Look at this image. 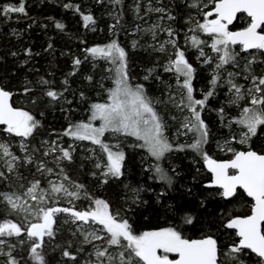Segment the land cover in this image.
Masks as SVG:
<instances>
[{"label": "snow or ice", "instance_id": "1", "mask_svg": "<svg viewBox=\"0 0 264 264\" xmlns=\"http://www.w3.org/2000/svg\"><path fill=\"white\" fill-rule=\"evenodd\" d=\"M26 3L0 4V16L31 19ZM95 4L113 21L111 35L91 46L81 39V54H67L70 71L57 77L32 65L19 91L0 78V264H51L57 249L59 264H264V71L256 70L264 68V0H132L131 30L124 0ZM62 7L98 30L91 10ZM122 32L135 37L131 51L148 56L142 78ZM44 51L55 52L51 40ZM8 54L20 68L40 55L31 47ZM56 110L67 124L45 137V115ZM128 138L146 153V186L125 182ZM83 142L91 184L70 174L84 169L75 155ZM213 142L226 158L210 154ZM179 153L192 154L193 167L176 163ZM113 186L116 200L100 191ZM241 199L249 211L230 210ZM154 208L162 225L149 219ZM63 225L72 239L61 243Z\"/></svg>", "mask_w": 264, "mask_h": 264}, {"label": "trees", "instance_id": "2", "mask_svg": "<svg viewBox=\"0 0 264 264\" xmlns=\"http://www.w3.org/2000/svg\"><path fill=\"white\" fill-rule=\"evenodd\" d=\"M16 0H0V4L4 3H15ZM65 2L80 3L82 8L91 10L93 14L97 17V31L93 32L85 29L82 25L83 22L77 14L72 11L65 10L62 7V4ZM182 3L183 0H180ZM132 0H124V5L126 8L125 12V26L131 30V26L134 23L132 13L127 11L131 6ZM26 7L29 13V18L20 16L19 18L13 14L10 20H4L0 16V57H3V61L0 62V78H3L5 83H9L14 89L19 91L20 81L23 80L25 76L29 79L33 78V74L29 72V68L32 65H35L36 68L40 69V74L46 72H51L55 70L57 77H61L63 73L71 70V59L68 53H75L77 55L81 54V49L84 47L80 43L81 39L88 41V46H91L95 43H104L107 42V38L111 35L108 31V25L113 21L107 15L106 9L100 5L95 4V0H27ZM48 18H55L63 22L66 25L64 32H60L55 29L51 20ZM33 20L36 21L33 23ZM32 23V28L29 29L28 25ZM42 24H47V29L42 28ZM17 30L20 34V38L17 39V36L13 35V30ZM135 37L126 35L125 33L120 34V41L122 45L129 48L130 60L135 62L137 65L135 71L139 78L143 76V70L148 67V56L139 48L135 51H131L130 44L131 40ZM51 40L54 44L55 52L52 55H49L44 49L47 47V43ZM25 47H31L33 52L40 53L39 56H36L35 59L31 62L30 65L20 68L18 67L17 62L12 58L8 53L10 51L22 50ZM61 53H65L62 55ZM194 61V58L191 57ZM90 70V68L88 69ZM257 72L264 71L263 68L257 67ZM15 73V76L12 74ZM207 76V72L203 74ZM77 85H73L76 87ZM198 87H203V80L200 81ZM222 98V97H221ZM14 100L17 98L14 97ZM17 103H20L21 106H27V101L23 96H20ZM207 119L210 123V126L213 128V133L217 136L221 135V130L219 125L216 122L215 112L207 113ZM81 113L76 114V118H80ZM45 131L43 135L48 136L50 132H62L63 128L67 124V120L64 119L63 114L58 110L46 113L44 118ZM53 138H55L53 136ZM110 139V138H109ZM184 138H182L183 140ZM67 140V138H65ZM128 146L125 147V151L129 154L132 159V162L128 165L130 175L126 183L131 184L132 186L145 185L147 180V174L141 172L139 165L141 162L142 156L146 158V153L144 150L139 148L131 147V144L136 143L132 138H128L125 142ZM67 146V143H65ZM210 154L218 156L219 158H226L223 153H220L215 148V143L210 144ZM76 164L77 166L83 162L84 169L81 171L78 167L71 169L70 174L74 178H79L80 180L91 184V178L87 176V171L90 167V163L87 160H84L83 157L87 155L86 152H82L80 147H77L76 150ZM181 159L177 160L176 163H182L186 167H193V157L190 153H179ZM136 165V167H133ZM194 167H200L199 164L194 165ZM207 173H204L205 179L207 178ZM148 183L155 184L153 181H147ZM182 183V182H181ZM146 186V185H145ZM179 187V185H178ZM100 191L106 196L110 197L113 200H116L119 195V189L115 186L112 188H102ZM174 196L180 198L181 194L179 191L173 193ZM145 198H148L147 196ZM181 202H183L181 200ZM248 200L241 199L240 201L235 202L232 205H229L230 210L235 211L236 213L244 214L249 210L247 208ZM158 207V206H157ZM214 204H209V211L213 210ZM156 217H159L156 219ZM64 215L60 214L58 216V222L64 219ZM141 223H145L142 217H137ZM149 219L152 221V225L164 223V216L162 213H159L154 209L150 210ZM71 225H63L61 232L62 234L58 236V240L63 243L68 239H72L69 233ZM227 239V237L225 238ZM87 249V246H86ZM49 259L51 264H59L61 260L60 250L57 249L55 252H49ZM79 259V257H78Z\"/></svg>", "mask_w": 264, "mask_h": 264}, {"label": "rangeland", "instance_id": "3", "mask_svg": "<svg viewBox=\"0 0 264 264\" xmlns=\"http://www.w3.org/2000/svg\"><path fill=\"white\" fill-rule=\"evenodd\" d=\"M194 58V57H193ZM194 60H195V58H194ZM264 69V68H263ZM241 82H243V81H241ZM110 138V142H112V143H115L116 141H115V139H113V138H111V137H109ZM0 139H3V137H0ZM132 139H134L135 140V138H132ZM78 147H80L81 149L82 148H85V147H91V145L89 144V142H83L82 144H80ZM64 206H66V205H64Z\"/></svg>", "mask_w": 264, "mask_h": 264}]
</instances>
